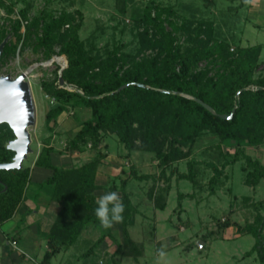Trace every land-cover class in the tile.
Here are the masks:
<instances>
[{
    "label": "trees",
    "instance_id": "trees-1",
    "mask_svg": "<svg viewBox=\"0 0 264 264\" xmlns=\"http://www.w3.org/2000/svg\"><path fill=\"white\" fill-rule=\"evenodd\" d=\"M132 1L119 0L118 5V10L132 19L136 29L132 33L135 46L130 51L126 50V44L115 43L111 49L101 52L96 49L95 37L90 43L94 52L87 49L86 41L79 36L83 21L79 11L62 10L55 15L44 8L29 20V6H25L9 30L15 41L5 44L1 58L15 54L18 45L32 37L34 47L42 50L44 58L54 55L66 58L67 67L61 77L75 90L56 84L58 71L52 81L42 83L43 92L53 103L45 114V126L54 132L62 113L88 108V118L68 139L66 149L71 153L83 152L88 146L96 150L95 157L69 168L54 164L55 150L49 143H43L36 155L34 166L50 170L51 176L37 185L35 195L48 194L49 200L59 208L46 235L48 250L39 264H51L52 258L71 246L89 224L102 229L93 247L112 237L111 231L104 229L95 215L98 206L95 191L107 189L96 184V173L107 157L101 145L109 135L117 137L127 156L132 152L150 153L166 181L176 176L178 181L196 184V167L201 163L193 155L205 135L217 141L218 150L215 162H202L214 173L209 182L211 191L223 170L236 162H241L246 186L255 188L264 180V164L244 148L264 143V73L257 72L264 46H236L221 37L222 28H228L229 21L223 20L225 15L219 21L181 15L184 10L199 9L195 3L178 1L175 7L160 0H145L144 7L135 10L127 6ZM0 4L8 13L12 12V2L4 5L0 1ZM8 34L0 29V43ZM148 51L153 53L147 54ZM202 62L206 65L199 69ZM123 86L126 87L121 89ZM197 100L209 105L215 115ZM232 111L230 120L219 117ZM13 137L8 125L0 124V163L11 161L14 153L4 145ZM222 147H233L234 152L228 153ZM183 161L187 170L181 172L176 164ZM166 168H171L168 176L164 173ZM29 174V169L24 167L0 170V224L9 220L21 203L27 192ZM130 174L137 180L148 178L138 176L133 170ZM119 181L120 199L125 206L121 223L124 238L123 243L113 238L114 254L131 244L128 227L134 224L136 214L125 189L127 180ZM4 187L6 191L1 193ZM108 188L116 190L113 185ZM148 196L157 203L158 209H164L160 195L154 196L151 189ZM249 200L244 198L245 202ZM251 204L262 209L264 200ZM220 226L231 225L224 221ZM234 226L237 232L255 238L254 246L245 255L256 253L257 264H264V215L258 213L251 224ZM113 264L117 263L113 260Z\"/></svg>",
    "mask_w": 264,
    "mask_h": 264
},
{
    "label": "rangeland",
    "instance_id": "rangeland-1",
    "mask_svg": "<svg viewBox=\"0 0 264 264\" xmlns=\"http://www.w3.org/2000/svg\"><path fill=\"white\" fill-rule=\"evenodd\" d=\"M0 1L4 5H9L11 2L14 4L11 13H8L6 8L0 4V29L7 34L13 21L20 18V10L29 6V20L44 8L53 11L55 15H58L62 10L79 11L83 16L79 36L86 41V47L89 50H93L90 46L93 37H95L96 49L101 52L111 49L115 43L126 44L127 51L135 46L132 33L136 29L132 19L121 14L118 10L119 0ZM160 1L164 4H173L175 7L178 1L195 3L199 9L179 11L187 18L195 16V19H216L219 21V18L221 19V16L225 15L223 20L229 21L228 28H222L224 33L221 37L236 46L248 47L258 44L264 46V9L260 10L264 0H261L257 7L254 5L256 4L254 1L246 4L245 0ZM144 3L145 0H133L128 2L127 6L141 10ZM178 18L181 19V16ZM76 19L78 20L77 17ZM167 28L169 29V27ZM21 31L23 32V28ZM7 37L8 41H15L11 34H8ZM34 45L32 37L24 44H19L15 54L1 58L0 75L10 74L12 78H16L22 73H27L35 106V125L29 128L33 153L28 155V159L23 162V167L29 171L33 170L34 179L41 181L45 178V172L36 170L35 173L33 162L43 143L53 146L56 153L54 155L55 163L60 161V163L73 166H78L95 157L96 150L88 146L83 152L71 153L66 149L68 139L79 128L76 123L74 125L71 113L67 115V118L73 121L71 126H69L70 122H66L68 119L62 121L59 117V126L55 128L54 132L46 129L45 114L53 103L43 92L42 83L50 82L55 78V72L60 67L56 62L62 64L63 59L67 60L64 56L54 58L56 62L47 66L46 62L55 55L46 59L42 50H36ZM234 45L231 47L234 48ZM55 51H58V46L55 47ZM151 53L153 51L147 52V54ZM205 65L206 63L202 62L198 68L202 69ZM257 72L264 73V51L261 53ZM88 116H82V118L84 117L85 120ZM216 142V140H209V136L205 135L202 144L194 151L193 157L201 164L196 167V184L192 185L189 181H178L176 176H173L170 181H166L165 177L161 176V167L158 166L157 161L150 153L132 152L130 156H127V151L118 142L115 135L104 138L101 150L108 158L101 163L103 166L100 167L101 170L99 169V179L103 183L107 182V189L99 190L98 198L109 192L110 185L115 186V192L120 197L119 180H127L125 189L136 208L134 224L128 227L131 244L123 246L119 254H114L116 244L113 242V238L119 243H123L124 238L121 223H115L109 229L112 237L106 238L99 246L93 247L100 237L102 229L89 224L71 246L52 258L51 264H113V260L117 264H257L256 253L250 256L245 255L254 246L255 238L250 234L237 232L234 224H239L242 227L245 224L253 223L258 213L264 215V206L262 209H256L251 204L264 200V180L260 181L255 188L246 186L243 182L244 173L241 170V162H236L223 170L219 182L214 186V191H211L209 182L214 173L202 162H215L218 159ZM244 148L249 155L264 164V143ZM222 149L228 153L234 152L233 147H222ZM221 160L223 159L221 158ZM176 166L181 172L187 170L185 161L176 164ZM131 170L135 171L138 176L144 175L148 178L134 179L130 174ZM170 170L171 168L164 170L165 176L170 174ZM151 189L154 196L160 195V203H164V209H158L157 203L155 204L153 199L148 196ZM166 189L168 190L166 191ZM36 190L37 185L33 187V190L29 188L25 195V198L34 205H38L37 199L40 198L35 195ZM180 194L183 196L179 199ZM43 196L49 199L48 194ZM245 197H249L250 200L245 202ZM224 221H229L231 226L221 227L220 224ZM13 223V226L16 227V221ZM11 225L12 223L10 225L6 223L2 229ZM22 228V223L17 224V228L10 236H15L17 240L21 241L20 243L27 237L33 240V235H27V232ZM38 241L41 251L45 253L46 242L39 237ZM161 249L166 253L164 257L159 255ZM128 252L130 254L126 255Z\"/></svg>",
    "mask_w": 264,
    "mask_h": 264
},
{
    "label": "crops",
    "instance_id": "crops-1",
    "mask_svg": "<svg viewBox=\"0 0 264 264\" xmlns=\"http://www.w3.org/2000/svg\"><path fill=\"white\" fill-rule=\"evenodd\" d=\"M253 1L254 3H256L254 4L256 5V7L260 5L261 0ZM262 2V8L260 7V10L264 9V1ZM70 113L73 116L72 120H74V125L76 123V125L78 126L84 120L83 118L89 115L90 110L88 108H81L76 109ZM70 113H62L59 117L62 121L67 120V115ZM82 116L84 117L82 118ZM75 117H77L78 119H73ZM58 120L59 119H57V127L59 126ZM72 120L69 118L68 121H66L70 122L69 126L72 125ZM55 154L56 153L53 154V162L55 165L61 166L63 168H69L73 166L72 164L67 165L65 163H60V161L58 163H55ZM107 158L108 157H106V159ZM34 167L35 173L36 170L44 171L45 178L41 181L35 180L34 176H32L33 170H31L29 174V182L27 184V191H29V188L33 190V187H35L36 185L51 176L50 170L45 168H39L36 166ZM99 169L101 170V168ZM99 169L96 173V184L99 186H106L107 182L103 183V181L99 179ZM100 190L104 191L105 189ZM98 194L99 190L95 191V195L97 196V198ZM25 195L21 203L17 206L13 216L9 220L5 221L3 224H0V264H39L40 260L44 255V252L41 251V245L38 241V237L39 239L44 240L46 242V235L48 234V231L58 213L59 208L56 203L51 202L49 199L45 198L43 196L45 194L43 193L39 195L40 198L38 197L40 200L37 199V201H39L38 205H34V203L28 201L29 199L25 198ZM22 220H24V222H22ZM14 221H16V227L13 226ZM6 223H9V225L12 223V225L5 229H2V227ZM21 223L23 226L22 230H25L27 232V235H33V240H30L27 237L24 238L22 243H20L21 241L17 240L15 236H10L17 228V224L19 225ZM44 247L45 250H48L47 244H45Z\"/></svg>",
    "mask_w": 264,
    "mask_h": 264
},
{
    "label": "water",
    "instance_id": "water-1",
    "mask_svg": "<svg viewBox=\"0 0 264 264\" xmlns=\"http://www.w3.org/2000/svg\"><path fill=\"white\" fill-rule=\"evenodd\" d=\"M7 42L8 37L0 43V58ZM59 84L60 86L64 85L62 77L59 79ZM125 87L123 86L121 89ZM197 102L215 115L209 105L201 100H197ZM233 112L230 115H219V117L230 120ZM0 124H7L14 135V138L4 145L5 149L12 151L14 155L10 162L0 163V170L22 169L23 162L28 159V155L33 153L29 128L35 125V106L25 74H20L16 78H12L10 74L0 75ZM5 191L6 187L1 193Z\"/></svg>",
    "mask_w": 264,
    "mask_h": 264
},
{
    "label": "clouds",
    "instance_id": "clouds-1",
    "mask_svg": "<svg viewBox=\"0 0 264 264\" xmlns=\"http://www.w3.org/2000/svg\"><path fill=\"white\" fill-rule=\"evenodd\" d=\"M252 2L253 0H245L246 4ZM97 205L95 215L104 229H110L115 223L123 222L125 206L117 192H106L98 198ZM159 255L164 257L166 253L161 249Z\"/></svg>",
    "mask_w": 264,
    "mask_h": 264
},
{
    "label": "built area",
    "instance_id": "built-area-1",
    "mask_svg": "<svg viewBox=\"0 0 264 264\" xmlns=\"http://www.w3.org/2000/svg\"><path fill=\"white\" fill-rule=\"evenodd\" d=\"M62 58L61 56H58V55H55L52 59H50L48 62H46V65L48 66V65H51L52 63H54V62H56V61H54V58ZM56 63H58L59 65H60V67H59V69H58V75H57V78H58V80H57V82H56V84H58L59 86H60V84H59V79H60V77H61V72H62V70L64 69V68H66L67 67V61H65L64 59L61 61V63L62 64H60L59 62H56ZM37 65V64H36ZM45 65V66H46ZM22 74H25V78H26V80L28 81V83H29V80H28V77H27V73H22ZM60 87H63V88H65V89H67V90H69V91H74L75 90V88L74 87H72V86H70V85H67L65 82H64V85L63 86H60ZM78 92H81V91H78ZM52 102H53V99H52Z\"/></svg>",
    "mask_w": 264,
    "mask_h": 264
},
{
    "label": "flooded vegetation",
    "instance_id": "flooded-vegetation-1",
    "mask_svg": "<svg viewBox=\"0 0 264 264\" xmlns=\"http://www.w3.org/2000/svg\"><path fill=\"white\" fill-rule=\"evenodd\" d=\"M14 138V137H13Z\"/></svg>",
    "mask_w": 264,
    "mask_h": 264
}]
</instances>
